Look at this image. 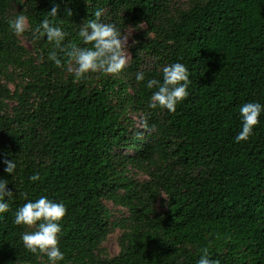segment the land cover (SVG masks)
<instances>
[{"label":"trees","instance_id":"trees-1","mask_svg":"<svg viewBox=\"0 0 264 264\" xmlns=\"http://www.w3.org/2000/svg\"><path fill=\"white\" fill-rule=\"evenodd\" d=\"M53 7L65 46H84L77 29L96 9L122 32L138 28L130 63L82 79L56 66L54 45L32 39ZM17 14L28 17L20 35L7 24ZM175 61L189 70V95L173 112L150 108L146 80ZM17 78L14 88L4 81ZM247 101L264 104V0H0V178L13 193L0 264H49L20 240L35 225L12 223L41 195L66 206L57 264H196L204 246L220 264H264V113L234 140ZM3 159L16 161L12 174ZM106 200L127 215L109 220ZM116 227L120 249L107 255L101 243Z\"/></svg>","mask_w":264,"mask_h":264},{"label":"clouds","instance_id":"clouds-1","mask_svg":"<svg viewBox=\"0 0 264 264\" xmlns=\"http://www.w3.org/2000/svg\"><path fill=\"white\" fill-rule=\"evenodd\" d=\"M56 12V7H53L32 29L34 41L46 38L54 45L53 50L48 53V59L56 66L66 63L67 71L73 73L76 79H82L90 72L118 74L127 66L129 57L125 55V49L128 38L115 24L100 22L102 9H96L92 13L94 19L84 20L77 29V37L84 46L75 43L68 46L63 44L67 32L49 18L55 17ZM7 24L14 35H20L29 29L28 17L25 14L9 18ZM61 56L66 57V60H62ZM159 72V78H148L144 85L149 90L154 89L148 97V106L173 112L177 104L189 95V70L185 64L175 61L162 65ZM134 79L136 82L145 81V72L136 71ZM238 111L240 129L234 136L236 142L247 140L252 135L254 125L259 122L258 117L264 113V104L259 101H247L239 106ZM2 162L5 165L4 172L12 174L16 169L15 160L3 159ZM29 179L38 180L39 173L32 174ZM7 183L6 179L0 178V215L10 209L9 199L13 193L6 187ZM65 212L66 206L62 201L41 195L34 200H26L12 215V223L15 225H35L34 230L22 232L20 240L30 252L39 251L44 254L49 264H57L64 259L65 254L58 247V239L62 227L60 221ZM199 252L196 264H220L218 259L210 258L212 253L209 247L204 246Z\"/></svg>","mask_w":264,"mask_h":264},{"label":"rangeland","instance_id":"rangeland-1","mask_svg":"<svg viewBox=\"0 0 264 264\" xmlns=\"http://www.w3.org/2000/svg\"><path fill=\"white\" fill-rule=\"evenodd\" d=\"M145 27L146 25L145 24H141L139 26V30L140 31H143L145 33L146 36H149V37H152L153 34L151 32H148L145 30ZM138 33V28L136 27H132V26H128L124 29L123 31V34L125 37H127V48L125 49V55H127L129 57V62L128 64L130 63L131 61V55H132V52H131V45L133 44L134 42V35ZM20 40H21V43L23 45H25L26 47H31L30 43L23 37V36H20ZM145 64V63H144ZM146 65V64H145ZM19 79H14V81H7V80H4L11 88H14V83H16ZM13 102V101H12ZM132 117H134V115H131ZM135 118V117H134ZM137 124V123H136ZM125 147L122 148V150H124ZM131 150L128 149L126 150L125 149V152H130ZM131 173L133 175L134 178H137L139 180H144V179H147V175L143 172H139V171H135L134 170H131ZM162 198H164V195L161 194L160 198L157 199L156 201V207L158 208H161L160 204V201L162 202ZM106 208L108 209L109 211V214H110V218L109 220H116L117 218L119 217H123V216H126L127 215V211H126V208L125 207H121L119 205H114L113 202L111 201H105L104 202ZM120 233H121V229L116 227L114 229H112V231H110L105 239L103 240V242L101 243L102 246H104L106 248V252L108 253L107 255H113L115 253H117L120 249L119 247V236H120ZM37 264H48V262H40V263H37Z\"/></svg>","mask_w":264,"mask_h":264}]
</instances>
